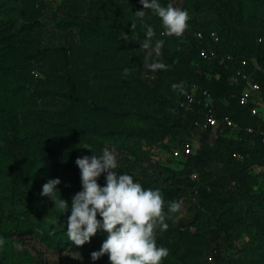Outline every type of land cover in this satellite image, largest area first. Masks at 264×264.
Returning a JSON list of instances; mask_svg holds the SVG:
<instances>
[{"label":"trees","instance_id":"obj_1","mask_svg":"<svg viewBox=\"0 0 264 264\" xmlns=\"http://www.w3.org/2000/svg\"><path fill=\"white\" fill-rule=\"evenodd\" d=\"M243 1L188 0L181 8L187 30L169 37L140 0H0V264H110L107 254L91 258L105 231L78 247L66 223L82 191L76 160L99 157L108 144L128 160L123 174L160 190L166 214L187 195L197 201L188 220L157 227V246L169 250L162 264H264V113L253 116L241 105L248 84L236 73L246 59L264 99V11ZM141 10L143 21L135 15ZM147 26L156 33L153 47L163 41L160 57L140 47ZM197 31L207 45L211 31L219 34L214 61L200 58ZM225 54L237 60L226 62ZM153 62L167 69L151 71ZM205 91L217 116L230 115L241 129L210 128L192 154L177 159L180 168L163 163L161 154L175 159L173 150L194 147ZM193 92L202 100L196 112L179 105ZM105 177L97 181L102 187ZM50 179L61 181L56 198L67 211L41 195Z\"/></svg>","mask_w":264,"mask_h":264},{"label":"clouds","instance_id":"obj_2","mask_svg":"<svg viewBox=\"0 0 264 264\" xmlns=\"http://www.w3.org/2000/svg\"><path fill=\"white\" fill-rule=\"evenodd\" d=\"M143 8L152 10L163 27L161 36H181L188 28L190 19L186 10L169 3L162 6L158 0H140ZM135 15L143 21L145 11ZM135 23L131 28H135ZM154 29L147 26L146 39L140 45L142 49H151L150 55L160 57L163 41L157 40L152 46ZM127 40V35L124 37ZM147 67L151 71L166 70L162 62H153ZM176 85H173L175 88ZM80 169L82 191L76 193L71 202V214L67 218V237L76 246H83L96 235L98 229L107 233L99 251L91 253L93 261L107 254L110 264H162L169 255L166 247L157 246L156 230L168 229L165 223V201L160 190L145 189L135 182L130 174H118L116 154L108 148L102 155L91 158L85 156L75 162ZM106 173V185L97 182L101 174ZM59 179H50L42 187V196L50 197L54 206L69 208L66 201L56 198ZM179 204L172 202L170 212H177ZM101 219H98L97 216ZM0 244L3 240L0 239Z\"/></svg>","mask_w":264,"mask_h":264},{"label":"built area","instance_id":"obj_3","mask_svg":"<svg viewBox=\"0 0 264 264\" xmlns=\"http://www.w3.org/2000/svg\"><path fill=\"white\" fill-rule=\"evenodd\" d=\"M50 2L52 0H45ZM195 38L198 41L199 56L203 61H214L217 59L218 50L215 46H218L221 42L220 36L216 31H211L209 34L210 45L204 43L205 36L201 31L195 32ZM259 42H264V37L259 38ZM223 60L226 62H235L237 59L232 54H225ZM240 61V60H239ZM241 68L238 70L237 75L246 81L248 87L244 91L243 95L240 98L241 105L248 107L250 113L253 116H263L261 113V108L258 105L259 98L257 97L260 94L261 86L254 78V73L246 70L248 66V61L242 59L240 62ZM204 97L206 98L205 109L199 112L198 118L194 121V125L197 128H200L204 131L212 128L218 129L222 125L230 128L233 131H239L241 126L237 123L230 115H225L222 118L217 116V113L212 108V97L208 91L204 92ZM198 104H202V100L198 99L196 92L188 94L184 99L179 102L181 108H184L190 112H196V107ZM264 117V116H263ZM248 133L254 134L256 130L254 127H246ZM262 142L264 144V127L259 131ZM194 152V147L192 144H187L184 150L175 149L173 150V157L175 159H183L186 155L192 154ZM235 157L237 159H243L244 155L236 153ZM196 178V175H193Z\"/></svg>","mask_w":264,"mask_h":264},{"label":"rangeland","instance_id":"obj_4","mask_svg":"<svg viewBox=\"0 0 264 264\" xmlns=\"http://www.w3.org/2000/svg\"><path fill=\"white\" fill-rule=\"evenodd\" d=\"M59 2L61 0H58ZM178 8H182L188 0H173ZM244 5H247L248 3H254L256 5H258V9H260L262 12L264 11V0H244ZM54 4H56V2H54ZM262 14V13H261ZM261 17L264 19V13L261 15ZM195 33V32H194ZM194 33H192L194 35ZM261 34V36L264 37V24L259 32ZM205 64V63H203ZM149 73L144 72V75L148 76V78L152 79L153 76L152 75H148ZM257 97L259 98L258 104L260 105L259 107L261 108V111H263L264 113V99L261 100L259 94L257 95ZM216 130H213V132H215ZM205 131L195 127L194 130V150H196L198 148V140L202 137L203 133ZM234 136H237V134H233ZM255 136H257L256 138L258 139V135L255 134ZM256 143V142H255ZM108 148L110 151L114 152L116 154V158H117V168L115 169V171L118 174H123L122 172H124L127 168H128V160L126 159V157L124 156V154L122 152L119 151V149H117L115 146L108 144L106 145L103 149ZM103 149H100V153L102 155ZM163 155V159H161V161L163 163H169L171 166L175 167V168H180L181 165V161L177 160V159H173L170 156V153H165V154H161ZM158 159L161 158V156H157ZM261 172H263L262 168H255L253 170L254 174H260ZM197 201L194 200L190 195H187V197L183 198V200L179 203V210L177 212H171L169 214L165 213V221L167 219L172 220L173 222H184L186 220L189 219L190 213H189V207L193 206L194 204H196ZM214 256L210 255L209 256V261L210 263H212Z\"/></svg>","mask_w":264,"mask_h":264}]
</instances>
